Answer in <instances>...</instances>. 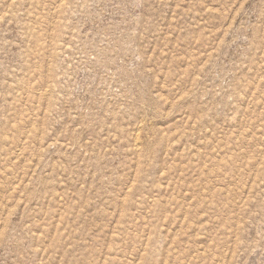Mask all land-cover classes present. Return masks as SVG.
Masks as SVG:
<instances>
[{"label":"rangeland","instance_id":"374dc122","mask_svg":"<svg viewBox=\"0 0 264 264\" xmlns=\"http://www.w3.org/2000/svg\"><path fill=\"white\" fill-rule=\"evenodd\" d=\"M0 264H264V0H0Z\"/></svg>","mask_w":264,"mask_h":264}]
</instances>
